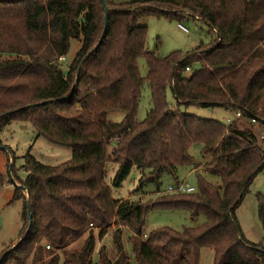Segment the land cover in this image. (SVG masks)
Here are the masks:
<instances>
[{
	"label": "trees",
	"instance_id": "16d2710c",
	"mask_svg": "<svg viewBox=\"0 0 264 264\" xmlns=\"http://www.w3.org/2000/svg\"><path fill=\"white\" fill-rule=\"evenodd\" d=\"M104 1L102 39L101 0H0V134L15 122L30 123L39 138L72 151L70 161L54 167L24 157L27 178L13 179L14 202L24 201L19 246L1 254L0 264H93L97 243L112 228L116 251L102 246L100 264H200L203 248L213 251V264H264V246L244 238L236 216L264 170V0ZM154 16L200 21L212 40L158 58L147 50L148 30L139 23ZM73 41L81 49L65 73L60 62ZM145 84L152 109L139 122ZM193 106L242 117L225 126L180 110ZM1 147L0 138V153H7ZM110 163L117 167L115 188L133 169L140 172L131 197L113 198L105 181ZM181 168L196 173L197 192L163 194V176L178 183ZM7 183L14 182L0 173V190ZM149 185L161 197L137 200ZM258 198L264 229V197ZM155 210H182L205 221L147 235Z\"/></svg>",
	"mask_w": 264,
	"mask_h": 264
},
{
	"label": "rangeland",
	"instance_id": "374dc122",
	"mask_svg": "<svg viewBox=\"0 0 264 264\" xmlns=\"http://www.w3.org/2000/svg\"><path fill=\"white\" fill-rule=\"evenodd\" d=\"M133 1V0H120ZM140 25L147 27L148 39L146 48L148 51L154 53L158 58H166L175 52H190L195 50L201 43H208L212 40L209 28L204 23L187 19L184 21L171 20L165 17H149L143 18L139 21ZM179 24L183 25L188 31L179 29ZM81 49V43L73 41L71 49L67 58L61 61L62 69L67 73L69 66L75 61L77 54ZM139 69L142 77L148 74L147 63L144 59L139 61ZM190 77L192 72H186ZM168 102L172 108H176V102L172 93L168 92ZM152 109L151 90L148 84L142 88V96L139 103V110L137 119L139 122L146 119L148 112ZM181 112L196 116L201 119L214 120L225 126L229 125L228 120H236V112L224 109H204L197 106L189 108H180ZM122 116L112 117L115 122L121 121ZM239 119H237L238 121ZM251 122L242 121V128H249ZM254 125V124H253ZM256 125V124H255ZM258 127V126H255ZM263 130L258 127L259 134ZM264 135V132H263ZM3 147L8 148L10 153H0V173L5 176L7 181L10 179H19L24 181L27 178V173L23 166L25 164L24 157L27 154L33 156L38 162L43 165L54 167L64 164L72 159V151L67 148L55 146L47 142L43 138H39L35 128L30 123L15 122L6 127L0 134ZM112 147L109 149L111 160L114 159L112 155ZM197 158L198 152L195 151ZM11 166L14 168L11 169ZM202 171V169L200 168ZM117 171V167L110 163L108 165V172L106 176V184L110 187L112 196L115 200L127 199L132 196L134 190L138 187L140 179V172L133 169L130 177L120 188L113 187L112 183ZM178 182L186 183L198 189L197 175L188 168L179 169ZM207 180L213 184H220L219 179L212 176H207ZM177 182L172 176L165 175L162 178L161 190L163 194H168L169 186ZM16 183H7L5 187L0 190V255L15 248L19 241V234L23 227L22 213L24 209V201L14 202ZM156 187L149 185L146 189L136 197L143 203L153 199L155 201L158 195L154 191ZM166 192V193H165ZM259 196L264 197V170L259 173L254 183L250 187L248 193L244 197L243 203L236 212L237 220L239 222L244 238L254 244L264 246V229L259 217ZM205 217L200 216L195 219L189 212L177 210H155L152 211L146 223V234L152 230L169 227L177 231H182L184 228L192 227L197 224H202ZM114 229L109 232L108 236L97 243V249L94 254V260L98 259V252L102 246H105L108 251L115 252V245L113 239ZM98 234L99 231H96ZM96 234V235H97ZM128 236L125 232L123 242L126 248L128 245ZM130 249V248H129ZM13 249L11 248L10 251ZM214 254L209 248L201 250L200 264H213ZM133 264H137L134 260Z\"/></svg>",
	"mask_w": 264,
	"mask_h": 264
},
{
	"label": "built area",
	"instance_id": "2783aa9c",
	"mask_svg": "<svg viewBox=\"0 0 264 264\" xmlns=\"http://www.w3.org/2000/svg\"><path fill=\"white\" fill-rule=\"evenodd\" d=\"M179 29L182 31L187 32L188 30L181 24H179ZM65 60L64 58L61 59V61ZM186 72H191L190 69H187ZM242 117V114L238 113L236 114V119H240ZM235 121V120H234ZM233 120H228L229 125L234 122ZM255 123V121H253ZM262 140H264V137H262ZM197 192V189L191 185H188L186 183H176L174 185L169 186L167 193L169 194H194ZM147 236H145L146 238ZM47 249H50V246H47ZM93 264H100V258L98 255V259L93 261Z\"/></svg>",
	"mask_w": 264,
	"mask_h": 264
},
{
	"label": "water",
	"instance_id": "95a60500",
	"mask_svg": "<svg viewBox=\"0 0 264 264\" xmlns=\"http://www.w3.org/2000/svg\"><path fill=\"white\" fill-rule=\"evenodd\" d=\"M101 2H102V5H103V8L105 10V29H104V34H103V37H102V39H103L104 36H105V34H106V32H107L109 10H108V7H107L105 1L104 0H101ZM27 108H29V107H27ZM1 148L4 149V150H6L8 153H10V151L7 148H5V147H1ZM12 168H13V166H11V169ZM12 181L15 183V181L13 179H12ZM28 213H29V229L27 231V235L29 234L30 229H31V225H32V214H31V206H30V204L28 205ZM18 246L19 245H17L15 248H17Z\"/></svg>",
	"mask_w": 264,
	"mask_h": 264
},
{
	"label": "crops",
	"instance_id": "0c3cea01",
	"mask_svg": "<svg viewBox=\"0 0 264 264\" xmlns=\"http://www.w3.org/2000/svg\"><path fill=\"white\" fill-rule=\"evenodd\" d=\"M174 98V97H173Z\"/></svg>",
	"mask_w": 264,
	"mask_h": 264
}]
</instances>
